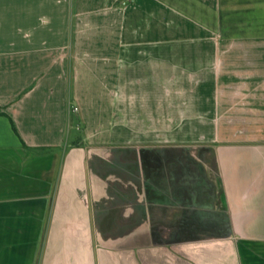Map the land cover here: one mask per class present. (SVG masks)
Listing matches in <instances>:
<instances>
[{"label": "crops", "instance_id": "0c3cea01", "mask_svg": "<svg viewBox=\"0 0 264 264\" xmlns=\"http://www.w3.org/2000/svg\"><path fill=\"white\" fill-rule=\"evenodd\" d=\"M0 264H264V0H0Z\"/></svg>", "mask_w": 264, "mask_h": 264}, {"label": "trees", "instance_id": "16d2710c", "mask_svg": "<svg viewBox=\"0 0 264 264\" xmlns=\"http://www.w3.org/2000/svg\"><path fill=\"white\" fill-rule=\"evenodd\" d=\"M2 114H4V113H2ZM8 119H9V121H10V123H11V127H12L13 131L15 132V134H17V131H16V129H15V126H14V123H13L12 119L9 118V117H8ZM21 144H22L23 146H25V144H24L22 141H21Z\"/></svg>", "mask_w": 264, "mask_h": 264}]
</instances>
